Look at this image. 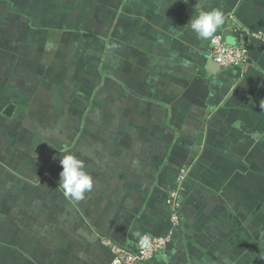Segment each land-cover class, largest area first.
Returning a JSON list of instances; mask_svg holds the SVG:
<instances>
[{
    "label": "crops",
    "instance_id": "crops-1",
    "mask_svg": "<svg viewBox=\"0 0 264 264\" xmlns=\"http://www.w3.org/2000/svg\"><path fill=\"white\" fill-rule=\"evenodd\" d=\"M36 2L0 0V55L12 50L20 57L24 74L17 87L7 77L3 79L6 70L0 64L1 153L9 149L1 138L21 134L13 123L18 105L28 99L29 88L22 83L28 75L25 57L29 54L24 51L28 49L22 35H27L29 21L41 27L32 23L38 19ZM58 2L52 0V4ZM212 9L225 16V23L212 37L221 33L231 44L247 43V64L210 70L212 37L199 38L190 21L198 11ZM76 10L91 21L83 25L77 20L78 26L85 30L94 26L97 34L91 37L82 32L83 38L76 37L78 45L84 40L91 50L88 57L95 65L88 71L102 70L122 80L124 74L136 77L137 82L129 85L137 92L135 96H142L156 108L168 107L165 121L169 119L172 132L178 133L175 147L183 148L184 158L196 156L190 159V176L185 183L188 194L183 228L171 224L163 190L156 188L149 197L139 192L140 183H147L141 182L135 161L130 162L135 167L122 162H93L96 166L106 163L110 169L101 170L105 178L94 180L100 183L98 188L92 195L86 193L81 204L70 211L76 227L66 242L55 243L60 254L42 256V262L110 264L112 254L100 242L103 235L136 249L138 239L148 233L172 236L152 258L139 264H264V44L248 36L252 31L264 33V0H89ZM75 21L70 19V26ZM102 85H108V80ZM110 85L124 89L123 85ZM11 104L14 111L6 115L4 111ZM90 163L85 164L87 172L93 170ZM9 170L15 174V168ZM114 170L115 174L110 173ZM2 171L6 174V169ZM175 174L172 170L173 178ZM110 176L116 179L112 184L116 189L109 187ZM4 177H0V192ZM16 180L27 182L16 175L10 177V185L16 187ZM19 229L20 237L14 234L17 244L45 236L29 227ZM38 245L44 246L42 242Z\"/></svg>",
    "mask_w": 264,
    "mask_h": 264
},
{
    "label": "rangeland",
    "instance_id": "rangeland-1",
    "mask_svg": "<svg viewBox=\"0 0 264 264\" xmlns=\"http://www.w3.org/2000/svg\"><path fill=\"white\" fill-rule=\"evenodd\" d=\"M35 1L34 14L38 19L32 23L41 27H34L29 21L27 35H22L25 39L22 43L28 49L24 51L29 54L28 59L25 57L28 75L24 76L22 83V87L29 88L28 99L18 105V116L13 123L17 134H21L1 138L9 149L0 152V177L5 176L0 192V264H44L42 256L60 254L55 243L66 242V237H70L72 228L76 227L70 211L83 200L66 198L59 186L62 171L59 161L64 154L74 153L84 166L90 162H122L133 167L136 164L141 182L148 184L140 183L139 192L149 197L152 190L159 188L164 191V199L174 183L172 170L186 165L184 162L178 164L176 160L184 159L186 154L183 148L175 147L179 143L178 133L172 132L174 127L169 119L165 121V115L170 112L168 107L157 105L156 108L148 105L140 95H130L133 94L130 91L128 94L126 89L138 80L133 75L124 74L122 80L108 74V85L102 88L107 80L102 81L98 73L90 72L95 65L88 57L91 50H87L84 40L78 45L76 37L83 38V35L80 32L75 34L69 28L70 19L83 25L88 23L76 9L89 0H77L78 3L63 0L61 4H52L51 0ZM51 8L61 11V16H54ZM12 30L15 31L14 27ZM17 50L19 53V48ZM13 53L11 50L6 51L4 57L0 55V64L6 70L3 79L7 77L10 84L19 87V77L24 74L20 69V57ZM110 83L123 85V91L114 89ZM78 129H81L79 133ZM10 168H15V174L27 182L21 184L16 180V187L11 186L10 177L16 175ZM2 169H6V174ZM109 169L106 163L99 166L93 163V170L88 173L93 180L99 176L104 179L101 170ZM115 180L109 177L112 189L117 187L112 185ZM97 184L100 183L95 182L88 195L98 188ZM186 189L184 195L187 196L188 187ZM171 224L174 223L171 221ZM21 227L32 228L45 236L39 235L43 238L33 240L34 243L27 238V242L17 244L14 234L17 232L20 237ZM106 238L118 242L103 235L100 242L105 247ZM41 242L44 246L38 245ZM38 247L45 249L39 250Z\"/></svg>",
    "mask_w": 264,
    "mask_h": 264
},
{
    "label": "built area",
    "instance_id": "built-area-1",
    "mask_svg": "<svg viewBox=\"0 0 264 264\" xmlns=\"http://www.w3.org/2000/svg\"><path fill=\"white\" fill-rule=\"evenodd\" d=\"M249 37L264 44V33L261 31L248 32ZM211 56L224 67L243 66L249 59V47L247 43L231 44L224 39V35L218 33L211 39ZM186 177V169L183 168L177 177V189H173L167 198V203L172 208L171 221L178 222L176 208L180 206L178 201L179 191ZM104 241L112 254L110 264H139L152 258L156 252L163 248L169 241L168 236H155L143 234L137 242L136 249H131L122 243L112 241L109 238Z\"/></svg>",
    "mask_w": 264,
    "mask_h": 264
},
{
    "label": "clouds",
    "instance_id": "clouds-1",
    "mask_svg": "<svg viewBox=\"0 0 264 264\" xmlns=\"http://www.w3.org/2000/svg\"><path fill=\"white\" fill-rule=\"evenodd\" d=\"M224 23L225 16L221 10H201L191 18L190 28L199 38L209 39ZM59 162L62 166L59 186L63 195L73 201L83 200L94 187L93 177L85 170L84 162L72 152L64 154Z\"/></svg>",
    "mask_w": 264,
    "mask_h": 264
},
{
    "label": "trees",
    "instance_id": "trees-1",
    "mask_svg": "<svg viewBox=\"0 0 264 264\" xmlns=\"http://www.w3.org/2000/svg\"><path fill=\"white\" fill-rule=\"evenodd\" d=\"M54 1H57L58 2V0H54ZM61 2H63V0H60ZM51 3H52V0L50 1ZM52 9V12L54 13V16H55V14H57V15H60L61 16V11H56V10H54V8H51ZM109 11V10H108ZM101 12V11H100ZM112 13H113V11H111ZM103 14V13H102ZM107 15V14H106ZM109 16H111V19L113 18L114 19V15H111L110 13H109ZM97 18V17H96ZM110 19V20H111ZM110 23H111V21H110ZM69 28L70 29H73L75 32H80V33H82V32H84L85 33V35H89V36H91V37H93V36H96L97 34L95 33L96 31H93L94 30V26L93 27H91V29H89V30H85L84 28H82V27H79L78 26V21L76 20L75 21V23H73V25L72 26H70V24H69ZM248 36H249V34H248ZM101 72V73H100ZM100 72L98 73V75H99V78L100 79H103L102 81H105V80H107L108 79V75L106 74V73H104L102 70H100ZM127 91H128V94H130L129 93V91L130 92H133V94H130V95H135L136 93H135V89H133V88H128V89H126ZM142 97V96H141ZM91 100H90V98H89V100H88V102H90ZM83 118H84V115L81 117V121L83 120ZM80 128H82V126L80 127ZM81 131V129H78V133ZM172 145V144H171ZM189 159V156H188V158H184V159H182V161H181V159L179 158V159H176L177 160V162H179L178 164H181L182 162H184L186 165H183V167H175L174 168V171H175V179H176V182H175V179H174V183L172 184V186H171V191L173 190V189H177L178 188V185H177V177H178V175L181 173V170L183 169V168H185L186 169V177H185V179H184V181H183V185H182V188L180 189V191H179V196H178V201H179V203H180V206L179 207H177L176 208V212H177V214H178V222L176 223V224H173V226H176V227H181V228H183V226H184V224H185V221H186V218H185V216H184V213H183V206H184V203H185V199H186V195H184V192H185V190H186V187H185V183H186V181L188 180V178H189V176H190V171H191V164L189 165V163H191V160L189 161L188 160ZM163 164H165V161H164V163ZM170 191V192H171ZM169 192V193H170ZM169 195V194H168ZM168 195L166 196V202H167V198H168ZM168 204V203H167ZM168 206H169V209H170V218H171V213H172V208H171V206H170V204H168ZM170 240V239H169Z\"/></svg>",
    "mask_w": 264,
    "mask_h": 264
},
{
    "label": "water",
    "instance_id": "water-1",
    "mask_svg": "<svg viewBox=\"0 0 264 264\" xmlns=\"http://www.w3.org/2000/svg\"><path fill=\"white\" fill-rule=\"evenodd\" d=\"M209 64L211 65V69H210V70H211L212 72H214V69H217V68L220 67L219 63H217V62L214 61L213 59L210 61ZM13 111H14V105L11 104V105H9L8 107H6L4 113H5L6 115H11V114L13 113Z\"/></svg>",
    "mask_w": 264,
    "mask_h": 264
}]
</instances>
